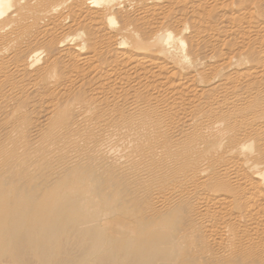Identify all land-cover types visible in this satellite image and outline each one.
<instances>
[{
  "label": "bare ground",
  "instance_id": "6f19581e",
  "mask_svg": "<svg viewBox=\"0 0 264 264\" xmlns=\"http://www.w3.org/2000/svg\"><path fill=\"white\" fill-rule=\"evenodd\" d=\"M181 25L187 61L213 60L199 85L163 54ZM10 153L14 180L66 153L84 169L64 189L83 173L121 190L118 233L150 264H264V0H0V165Z\"/></svg>",
  "mask_w": 264,
  "mask_h": 264
},
{
  "label": "rangeland",
  "instance_id": "374dc122",
  "mask_svg": "<svg viewBox=\"0 0 264 264\" xmlns=\"http://www.w3.org/2000/svg\"><path fill=\"white\" fill-rule=\"evenodd\" d=\"M187 32L186 25L178 27V31L174 32V36L164 46L163 54L169 56L170 62L179 73L184 76H192L193 79L195 77L194 82L199 85L200 78L207 74L204 73L207 63L213 60L189 59L187 61L188 59H186L185 54L183 55L179 45L181 36L182 39L185 38ZM232 59L229 61L226 59V62L228 61L226 71L231 74L237 72L238 75L240 71L242 74V71L246 68L245 63L242 59ZM239 62H241L240 65ZM201 71L203 72L202 76ZM28 148L40 150L38 145H29ZM13 154L10 153L11 157L9 159L13 158L11 162L9 160V162H5L6 164L4 163L5 165H0V264H150V262L155 261V258L160 259L158 254L149 253L146 246L134 247V245L133 248V240L130 237L121 239L119 233L124 227L122 221L128 213L126 205L123 203L121 190L116 188L99 190L93 186L90 187L92 188L89 189L90 191L86 190L88 189L86 186L88 185L89 176L83 173H79L80 175L74 174V178L79 181L75 182V179L68 188L70 190L64 189L63 185L66 184L68 175H70L67 172L73 169H84L76 163H74L76 167L74 164L62 165L61 162H66L68 159L66 153H58V155L54 153L55 156H48L47 163L40 166V168L38 167L29 176L19 179L18 182L13 178L14 173L18 170L16 168H19L16 158L12 157ZM64 157L67 159L63 160ZM14 162L16 163L14 164ZM45 165L48 169L43 167ZM54 165H58L57 170L53 171L54 173L51 172L53 175H59L56 177V183L48 191L42 190L44 184L46 185V179L51 174L48 171H51V168L55 167ZM42 167L46 170L43 171ZM81 175H83V178H80ZM9 184L15 187L12 188L14 190L10 188L11 186L9 187ZM94 184L95 180L91 182V185ZM113 197L117 198L113 199ZM173 219L176 220L174 217ZM173 222H177V224L172 223L173 228L177 227L178 220ZM164 234H161L158 238L160 244L161 242L165 244L167 241L168 234H165L166 237ZM112 244L116 245L115 249H113ZM146 252L147 254H145ZM186 256L182 257L181 263L183 261L187 262L188 258ZM130 260H134L135 263ZM189 262L190 259L187 263ZM193 263L199 264L198 262ZM158 264H162V262H158Z\"/></svg>",
  "mask_w": 264,
  "mask_h": 264
}]
</instances>
